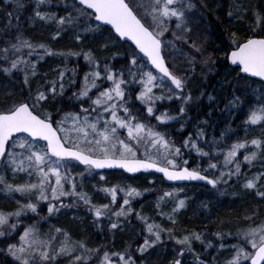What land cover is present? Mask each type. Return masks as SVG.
Wrapping results in <instances>:
<instances>
[{
	"label": "snow or ice",
	"instance_id": "6c2138e0",
	"mask_svg": "<svg viewBox=\"0 0 264 264\" xmlns=\"http://www.w3.org/2000/svg\"><path fill=\"white\" fill-rule=\"evenodd\" d=\"M0 3V193L16 205L0 208V264H264V0ZM212 8L231 27L209 52L196 24ZM37 24L47 41L29 33ZM65 38L76 47L52 46ZM220 61L246 82L247 102L223 95L227 76L194 96L198 70L208 81ZM156 173L168 188L154 186ZM191 182L217 203L238 198L233 188L254 203L233 227L201 201L217 230H189L180 216ZM146 193H159L155 216L135 207ZM79 208L101 238L94 246L51 223ZM118 233L128 237L119 248Z\"/></svg>",
	"mask_w": 264,
	"mask_h": 264
},
{
	"label": "trees",
	"instance_id": "16d2710c",
	"mask_svg": "<svg viewBox=\"0 0 264 264\" xmlns=\"http://www.w3.org/2000/svg\"><path fill=\"white\" fill-rule=\"evenodd\" d=\"M209 4L210 6L212 5V0H209ZM7 9L4 8V6L2 5V3H0V12H3ZM213 14L212 15H208L206 17L207 22H197L196 26L200 29L201 31V39L202 40H207V48L209 52H212L213 49H215L219 44H220V40L221 38L224 37L225 35V29L226 28H230L231 25H229L228 21L226 19H224V16L221 12L217 11L215 8L211 9ZM219 15L221 16V22H217L215 20V16ZM25 25L27 26V21L25 19L24 21ZM42 25L41 24H37L36 27L34 29H29V33L33 34L36 36L37 39H41V40H45L47 41L48 37L47 35H42ZM237 27H241L237 25ZM54 48H67V47H75V44H72L71 42H69L67 40V38H65L64 41L60 42V43H54L52 45ZM124 47H127V45H125ZM99 54V53H98ZM182 58L177 57V62L180 63ZM55 61H51L49 60L48 63L42 64L40 70L43 71H49L50 70V66L53 67L54 66ZM81 64H83V61H80ZM216 69L217 71L214 72L213 74H210L208 81H203L201 79H199V70L197 72V78L193 80V82L191 83L190 87L195 95H199L200 91H207V92H212V87H216L217 89H219L220 87V83L222 81V79L227 76V80L232 82V86L231 87H227V90L223 93L224 96H229L232 94L233 91H235V94L240 96L242 99H245V101L247 102V100L250 97V93H246L244 91L245 87H246V82L245 81H240L239 83H236V81L233 79L234 77V73L229 75L227 72V65L223 63V61H220L217 63L216 65ZM18 83V82H17ZM205 84L208 85V87H205ZM255 87V86H253ZM215 94V93H214ZM208 103L206 97L203 100V104L206 105ZM224 105L221 104L219 107H223ZM203 111H207V108H203ZM218 111V109H217ZM243 119V116L241 117V120ZM153 123H155V121H152ZM240 120H236L234 126L239 125L240 124ZM220 127H223V124L220 125ZM218 134V132H217ZM240 136L244 135L243 130L240 131ZM258 135V131L257 130H253L251 132V136H255ZM251 138V137H250ZM155 177H157L156 179V183H155V187L160 188V187H164V188H168L169 187V183H163L161 182L160 179H158V177H160V175L158 174H154ZM111 180L114 181V178L111 177ZM96 179V177H95ZM149 179H152V177H149ZM135 183L144 186V187H149V185L147 184V182L144 180L143 177H141L139 180H137ZM191 185V195L188 197L189 198V207L188 210L185 212L183 211V214L180 216V220L182 221L183 226H187V227H192L195 228L197 231L201 230L202 228H204V226H207V229H210L211 231H216V226L214 223L209 222L207 220V213L205 212V210L203 208L200 207L201 205V201L204 202H208L211 201V203H209V207L212 208V216H213V220L215 219V217L217 215L220 216L221 219H231L233 221V227L235 225V223L238 221V218H241L245 212V210H251V207L254 203V201L248 197L245 193H243V191L240 188H233L230 189L231 192L234 193H239V197L237 198L236 196H232V195H228V196H224V197H220V203H217V198L210 194L208 192V190L202 186V184H198V183H192ZM151 195L149 194H145V198L140 200L139 202L141 204H146V201L148 200V198H150ZM234 201V202H233ZM140 204V205H141ZM16 207V205L14 203H11L10 201H8L7 199H0V208H3L5 210H11L14 209ZM69 215H68V214ZM203 213V214H201ZM189 215V218H187L186 216ZM72 214H70L69 211L66 210V214L61 215L58 220L57 219H53L52 222L54 223V225L58 226V227H63L68 229L71 233H74L75 231L78 232L79 234L82 233V235L87 236L88 234H91V228H89V224L87 227H85V225L81 224L78 225L76 223V221L73 220V218L71 217ZM47 226V225H46ZM45 224L43 225V230L45 231ZM87 229V231H83V229ZM191 228V229H192ZM77 233V234H78ZM134 235V233H133ZM123 242H125L127 240L128 242V237L126 238L123 237L121 238L120 234H117V240H116V245L122 246ZM153 260V258H152ZM151 260V261H152ZM160 262V261H159ZM151 264H156V259L151 262Z\"/></svg>",
	"mask_w": 264,
	"mask_h": 264
},
{
	"label": "rangeland",
	"instance_id": "374dc122",
	"mask_svg": "<svg viewBox=\"0 0 264 264\" xmlns=\"http://www.w3.org/2000/svg\"><path fill=\"white\" fill-rule=\"evenodd\" d=\"M76 47V46H75ZM74 47V48H75ZM56 63V62H55ZM55 63H54V66H55ZM53 66V67H54ZM109 180H111V178L109 177ZM112 181V180H111ZM112 182H115V180L114 181H112ZM93 183H96V184H99L100 183V181H99V177L97 176L96 177V179L94 178L93 180H89V181H86V187L88 188V190L89 191H91V185L93 184ZM146 194H148V193H146ZM159 193H153V194H149V195H151L150 196V198H148V200L146 201V204H141L140 202H138L137 204H135V207L139 210L141 207H142V209H143V212L145 213V214H147V215H150V216H155L156 215V212H155V200H156V196L158 195ZM187 195V197H189L190 195H191V185L190 184H187V186L185 187V190H184V193H182V196L183 195ZM145 197H143V198H141L140 200H142V199H144ZM0 199H5L4 198V195H3V193H0ZM95 199H96V201L97 202H105V201H103V198H102V196H96L95 197ZM141 204V205H140ZM165 210H167V208L165 209ZM187 210H188V208H187ZM186 210V211H187ZM67 211H69L70 212V214H72V218H73V216H79V217H84V223H83V225H85V227H87L88 226V224H89V228H91V231H92V233L91 234H88V237H89V243L91 244V245H96V244H98V243H100L101 242V238H100V236L93 230V228H92V226H91V224H90V217H87V216H85V212H84V209L83 208H79V209H68ZM185 211V212H186ZM68 214V213H67ZM183 214V213H182ZM69 215V214H68ZM187 218H189V215L188 216H186ZM158 219V218H157ZM51 223L54 225V223L51 221ZM47 225V226H46ZM45 231H47L48 230V224H45ZM56 226V225H55ZM137 227H139V225H137ZM186 228H188L189 230H191V228L192 227H187V226H185ZM78 232H74V233H72L73 234V236H75V237H77V238H79V237H82V236H84V235H82V233L81 234H77ZM126 238H127V236H126ZM125 242H127V240L125 241ZM117 247L119 248V247H123V245L122 246H119V245H117ZM195 249H196V251L197 252H202L203 251V249H202V247L200 246V245H198V244H196L195 245ZM209 251H211V250H209ZM156 259V264H167V261L166 260H164L163 258H157V257H153V260L151 261V262H153L154 260ZM169 259H171V257H169ZM160 261V262H159ZM184 264H191V256H189V259L188 260H185L184 261Z\"/></svg>",
	"mask_w": 264,
	"mask_h": 264
},
{
	"label": "water",
	"instance_id": "95a60500",
	"mask_svg": "<svg viewBox=\"0 0 264 264\" xmlns=\"http://www.w3.org/2000/svg\"><path fill=\"white\" fill-rule=\"evenodd\" d=\"M156 174H158V175H162V174H159V173H156ZM171 182H169V184H170ZM191 183H198V184H202V182H191ZM182 184H183V182H182ZM188 184H190V183H188Z\"/></svg>",
	"mask_w": 264,
	"mask_h": 264
}]
</instances>
